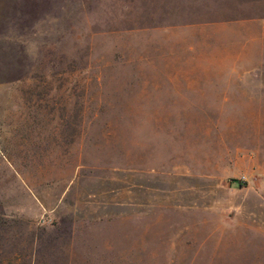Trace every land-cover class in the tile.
Masks as SVG:
<instances>
[{"label": "rangeland", "instance_id": "rangeland-1", "mask_svg": "<svg viewBox=\"0 0 264 264\" xmlns=\"http://www.w3.org/2000/svg\"><path fill=\"white\" fill-rule=\"evenodd\" d=\"M0 154L106 264H264V0H0Z\"/></svg>", "mask_w": 264, "mask_h": 264}, {"label": "crops", "instance_id": "crops-1", "mask_svg": "<svg viewBox=\"0 0 264 264\" xmlns=\"http://www.w3.org/2000/svg\"><path fill=\"white\" fill-rule=\"evenodd\" d=\"M10 161L12 159L6 154H0V162L5 167ZM7 172L12 178L21 175L16 169L8 168ZM28 197L27 203L0 205V264H106L104 259L117 257V252L112 250V241L109 249L107 245L94 248V237L88 241V235L94 236V230L88 231L84 220L54 221L38 196L29 194ZM107 222L110 223L103 225L113 226V221ZM110 233L112 235V229Z\"/></svg>", "mask_w": 264, "mask_h": 264}, {"label": "trees", "instance_id": "trees-1", "mask_svg": "<svg viewBox=\"0 0 264 264\" xmlns=\"http://www.w3.org/2000/svg\"><path fill=\"white\" fill-rule=\"evenodd\" d=\"M232 182H236V183H238L239 185H242V180H240V179H232Z\"/></svg>", "mask_w": 264, "mask_h": 264}]
</instances>
